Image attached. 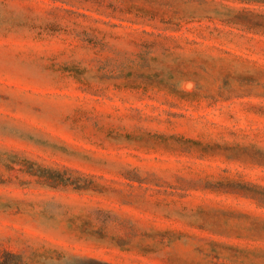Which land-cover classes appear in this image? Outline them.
Wrapping results in <instances>:
<instances>
[{"label":"rangeland","instance_id":"rangeland-1","mask_svg":"<svg viewBox=\"0 0 264 264\" xmlns=\"http://www.w3.org/2000/svg\"><path fill=\"white\" fill-rule=\"evenodd\" d=\"M0 264H264V0H0Z\"/></svg>","mask_w":264,"mask_h":264}]
</instances>
